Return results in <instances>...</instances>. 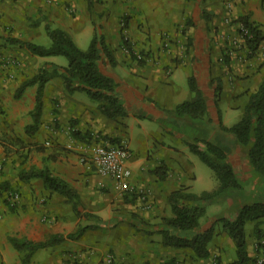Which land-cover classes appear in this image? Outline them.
<instances>
[{
    "label": "crops",
    "instance_id": "1",
    "mask_svg": "<svg viewBox=\"0 0 264 264\" xmlns=\"http://www.w3.org/2000/svg\"><path fill=\"white\" fill-rule=\"evenodd\" d=\"M28 1L37 3L36 0ZM132 1L139 11L130 18L128 30L134 40L151 49L149 54L155 56V61L139 64L120 48V29L115 16L113 24L102 31L92 27L83 15L77 16L72 25H65L67 32L83 49L88 47L95 31L104 36L117 60L114 68L104 69V72L117 83V92L129 110L128 116L117 120L107 117L88 95L79 91L67 92L62 80L54 77L45 84L41 94V115L35 127L33 113L37 105L38 84L26 86L19 97H16L17 90L42 68H49L48 63L65 66L67 62L62 63L57 56L33 55L24 47L7 43V37H17L49 46L51 41L44 39L48 37L47 33L42 36L39 28L51 24L41 12H38L40 19L36 22L26 17L21 19L15 8L10 14L0 2V57L12 56L22 62L11 78L0 74V148H15L18 156L26 148L24 150H31L30 155H36L30 165L20 164L18 157L17 169L21 177L13 178V182L25 190L19 204L23 216L14 226L18 238L41 242L54 235L74 233L84 225H99L88 229L80 238H67L40 248L30 257L26 250L20 251L12 243L5 244L0 249L2 264H105L103 256L108 252L114 256L113 264L211 263L216 233L210 244V254L204 258H198L192 249L165 244L161 232L163 218L172 215L168 197L176 186L159 179L151 169H155L163 158L160 156L161 142L175 144L179 142L175 138L182 140L183 134L172 130V124L180 119L171 112L193 96L188 83L191 75L196 77L206 98L210 120L199 124L206 138H213V122L218 120L212 78L221 79L218 102L224 124L232 125L227 122L232 110H242L243 114L249 95L258 90L264 79V42L255 56L247 58L246 47H236L235 44L239 41V19L248 14L251 21L264 27V0H142L140 8L138 0ZM19 2L21 0L11 2V8L19 6ZM92 7L88 8L91 10ZM203 10L210 15L204 16ZM229 12L232 18L228 17ZM165 36L174 40V45L179 42L182 48L187 43L186 52L179 53L178 47L177 59H172L169 50L158 53L160 47L155 52L158 41ZM40 38L42 42L38 41ZM229 51L224 60L225 52ZM156 122H161L164 127ZM74 131H80L85 139L91 137L90 141L96 134L112 143H116L114 139L126 141L132 152V186L135 192L148 194L150 205L139 197L133 199L112 180L100 177L93 166L83 163L80 155L87 149L85 142L73 135ZM164 137L167 140H162ZM42 148H53V156L50 152L44 153ZM41 155H45V162ZM33 168H48L64 179L79 193L78 206L75 200L48 188L41 178L25 177V172ZM260 221L264 223V219L249 221L250 228L249 222L246 224L251 257L254 253L250 238L256 240L254 233L256 226L261 228L258 226ZM227 242L230 253L225 256ZM217 245L216 251L223 257L222 264L235 260L233 240L222 238Z\"/></svg>",
    "mask_w": 264,
    "mask_h": 264
},
{
    "label": "trees",
    "instance_id": "2",
    "mask_svg": "<svg viewBox=\"0 0 264 264\" xmlns=\"http://www.w3.org/2000/svg\"><path fill=\"white\" fill-rule=\"evenodd\" d=\"M86 1L88 7L91 8L93 0ZM203 15L210 14L203 10ZM239 20L248 29L244 40L249 49L248 57H253L264 42V27L251 21L248 14L241 16ZM45 29L51 39L49 46L17 37L6 38L7 43L24 47L33 55L64 56L68 61L65 66L53 62L48 63L49 68H42L18 88L16 97L21 95L26 86L38 84L37 105L33 113L34 127L37 126L41 115V94L45 84L54 77L62 80L67 92L86 93L97 102L99 110L107 117L117 120L128 116L129 110L117 92V83L113 77L104 72V69L114 68L117 64L113 49L104 36L95 31L88 47L83 49L76 44L66 30L52 27L49 24ZM188 83L193 96L179 103L171 112L180 119L175 123L172 122V130L175 133H182L184 143L190 151L215 172L218 186L214 190H203L197 193L181 185L170 193L168 203L172 215L163 218L164 228L161 232L164 242L173 247L192 249L198 258L207 257L210 254V244L215 236V226L220 222L235 243L236 258L229 264H253L254 259L248 253L246 224L249 221L264 219V79L258 90L249 95L240 119L230 126L224 124L218 102L222 89L221 79L218 77L211 79L214 85L215 113L218 118L217 123L213 122L212 139L205 137L202 126L199 125L205 120L207 122L210 120L206 98L194 75L189 77ZM73 135L80 140H85V136L80 131H74ZM226 136H230L235 145L244 149L254 176L252 182L255 185L252 186L248 179V181L242 179L237 172L228 149L229 144L224 142ZM200 143H203L204 147H201ZM154 173L161 180H166L168 176L167 167L164 165L156 167ZM25 177L41 178L48 188L69 200H75L78 206L79 193L50 169H31L25 172ZM231 197H234L236 201L242 197L244 203L236 202L238 205H233L229 213H221L212 221L203 224L202 219L207 217V207L210 203ZM97 227L99 225H84L74 233L54 235L41 242L18 237H11L10 240L15 248L20 251L26 250L30 257L40 248L67 238H80L88 229Z\"/></svg>",
    "mask_w": 264,
    "mask_h": 264
},
{
    "label": "rangeland",
    "instance_id": "3",
    "mask_svg": "<svg viewBox=\"0 0 264 264\" xmlns=\"http://www.w3.org/2000/svg\"><path fill=\"white\" fill-rule=\"evenodd\" d=\"M13 1L17 0H0V2L4 3V9L7 10L9 13L11 12V9L15 8V12H19V14L21 15V19L23 17H26L27 19L36 22L40 19L38 17V12H41V14L45 15L43 16L51 24L52 27L61 28L63 30H66L65 25H72L77 16L83 15L86 17L88 23L92 25V27H96L102 31L105 28H109L113 24L112 20L113 16H115L116 23L118 24L120 29V48L139 64H143L147 61L152 60L155 61V56L152 57V55L149 54L151 49L148 50V48L144 47L143 43L141 45L137 40H134L128 30L130 18H132L133 14H135V11H139L138 8L136 9V5L133 6L132 0H94V4L91 10L88 8L86 0H36V4L34 2L29 3L28 0H21V2L17 4L19 6H13L11 8L10 4ZM231 1L233 0H226V2ZM110 2H114V4L111 5ZM142 2V0H138L139 8ZM42 8H44V11L42 10ZM47 8L50 10H47ZM51 9H54V11H51ZM228 17L232 18L231 12H229ZM46 20L44 21V23H46ZM72 28L73 27H71V30ZM39 30H41V32L43 33L42 36H44L46 29L39 28ZM238 35L239 41L237 43H240L242 46L241 48H243L245 45L244 40L240 36V28L238 31ZM46 38H48V41H51L49 37H45L44 39ZM41 40L42 39L40 38L38 41L42 42ZM184 46L186 47L187 43ZM158 47H160L158 53H165L169 50L172 52V59H177L178 53L176 52V49L180 47L179 42L174 45V40H171L168 38V36H165L161 37V39L158 41V45H156L155 52L158 51ZM185 47H180L179 53H181L182 50L186 52L187 48ZM229 53L230 51L225 52L224 60L229 56ZM28 58L32 59L31 57ZM14 59L18 63L8 62L9 60ZM57 59H59L62 63H64V61L68 62L67 58L64 56H57ZM21 66L22 62L18 58H14L12 56H5L2 58L0 57V74L4 73L5 75L11 78L12 76H14L16 70L19 69ZM241 115L242 110H232L231 115L227 118V122L233 124L240 119ZM160 123L161 122H156L155 124H157L158 126L160 125L163 128L164 124L161 125ZM164 136L167 137L166 135ZM165 137L162 140H167ZM175 140H179V142L175 144L170 143L168 141L161 142L163 148H161L162 151L160 156L163 158L161 159L160 164L158 166L164 165L167 167L168 176L166 180L168 184L173 187L176 186V188L183 185L189 187L190 190L197 193H200L203 190L216 189L218 186V180L216 178L215 172L208 165H206L196 154L190 151V149L184 143L183 138L182 140L175 138ZM89 141L90 139L87 140V138L84 140L85 143ZM114 141L121 142L123 140L114 139ZM224 142L229 144L228 149L230 150L233 164L235 165V168L239 173L240 177L244 180L248 179L249 183H251L252 186L255 185L252 182L254 176L247 161V156L245 154L244 149H241L240 147L235 145L231 141L230 136H226L224 138ZM203 145L204 144H201V146ZM47 146L48 145H46V147ZM24 149L23 153L18 156V151L15 150V148H0V249L1 247L4 248L5 244L11 243V237H19V233L15 231L14 226L17 223L18 219L23 216V214H20L19 204L22 201V197L25 193V190H22L23 188L22 186H19V184H15L16 182H13V178L18 177V175H20L21 177V174L17 169L18 157L20 159L19 163L25 165H30V163H32L36 157V155H30V149ZM52 149L53 148H42L44 153L50 152V156L53 154L51 152ZM41 157H43V160L45 162V155H41ZM151 158H155L153 154L151 155ZM153 170L154 168L151 169V171ZM7 176H9V179H7ZM100 190L103 191L104 186L100 188ZM16 194H18V197L13 198ZM131 196L133 199H136L139 196V192H135V194H131ZM236 202L238 204L244 203V199L240 197V199L236 201L234 197H231L229 199L221 198L218 201L210 203L207 207V217L202 219L203 224L212 221L216 216L220 215L221 213H227L228 211L230 212L232 210L231 207L237 204ZM24 213L26 214V210L24 211ZM261 222L262 221H260L259 223L260 225L258 224V226H260L261 228H258L256 226L255 229L256 232L254 234H256V240L250 238L251 250L254 253L252 258L254 259L255 263L253 264H256V258L260 255L261 248L264 245V223L262 224ZM248 227L250 228V222ZM215 229L217 238H215L216 243H212V247L213 250L216 251L217 248H219L217 243H219L220 239L224 238L225 241H228L230 239L232 240V238L228 235L227 231L222 227V224L220 222L216 224ZM215 251L212 254L210 264H222V254H218L217 251ZM229 253V246L227 242V247L224 255L226 256ZM108 256H112L113 261L110 264H113L114 256L110 252L104 254V259L102 258L104 263L109 264L106 261ZM2 263L3 260L2 258H0V264ZM229 263L230 262H228L227 264Z\"/></svg>",
    "mask_w": 264,
    "mask_h": 264
},
{
    "label": "built area",
    "instance_id": "4",
    "mask_svg": "<svg viewBox=\"0 0 264 264\" xmlns=\"http://www.w3.org/2000/svg\"><path fill=\"white\" fill-rule=\"evenodd\" d=\"M248 29L241 23L240 36L244 40ZM237 47H242L240 43L235 42ZM247 54L249 49L245 43ZM8 62L18 63L15 59ZM86 152L80 155L81 161L88 163L95 168L96 173L103 179L112 180L123 192L135 194V187L132 186L133 170L130 166L132 152L126 142L112 143L103 139L99 134L94 135L92 141L85 143ZM17 198L16 194L13 198ZM143 203L150 205L148 194L139 192L138 196ZM107 263H112V256H108ZM256 264H264V245L261 248L260 255L256 258Z\"/></svg>",
    "mask_w": 264,
    "mask_h": 264
}]
</instances>
